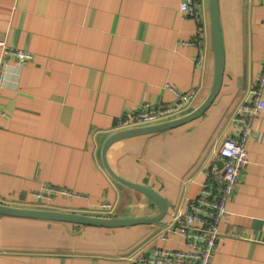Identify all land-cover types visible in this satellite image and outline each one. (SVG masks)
Returning <instances> with one entry per match:
<instances>
[{
    "label": "crops",
    "instance_id": "0c3cea01",
    "mask_svg": "<svg viewBox=\"0 0 264 264\" xmlns=\"http://www.w3.org/2000/svg\"><path fill=\"white\" fill-rule=\"evenodd\" d=\"M182 0H0V61L7 70L0 96V203L113 217L156 216L159 205L113 180L102 147L116 119L147 102H175L168 88L210 93L214 56L208 0L205 61L185 46L198 25L180 13ZM224 74L201 117L185 125L114 144L112 169L158 193L168 205L160 224L97 228L0 216V264H130L136 252L184 248L166 232L195 198L207 170L222 167L218 148L239 130L234 118L249 101L264 57V0H218ZM7 50L33 56L22 62ZM247 143L249 165L219 225L212 264H264V112ZM51 185L84 198L31 196ZM103 203L113 212H101ZM239 237H227V233Z\"/></svg>",
    "mask_w": 264,
    "mask_h": 264
},
{
    "label": "built area",
    "instance_id": "2783aa9c",
    "mask_svg": "<svg viewBox=\"0 0 264 264\" xmlns=\"http://www.w3.org/2000/svg\"><path fill=\"white\" fill-rule=\"evenodd\" d=\"M204 0H182L179 11L184 18L194 20L198 25L197 35L182 42L185 46H197L201 49L197 65L205 61L206 10ZM3 46V57L13 54L18 60L27 62L33 56L24 51L7 50ZM7 63L0 61V96L6 85ZM175 102L165 107H155L143 103L135 110H128L116 119L113 132L164 122L182 116L192 109L196 93H181L168 86ZM264 112V57L258 76L250 92L249 101L244 103L234 118L238 128L237 135L229 134L218 148L222 167L211 165L208 179L200 187L199 194L188 201L183 212L176 214L166 225L167 233H174L181 238L184 248H154L149 254L136 252L132 255L130 264H212L217 252L218 242L222 238L219 225L226 217V207L243 181L249 165L247 143L254 135V122ZM31 196L39 199L41 204L52 202L55 197L84 198L85 196L66 188L45 185L42 190L33 192ZM101 212L110 215L114 206L103 203ZM228 237H239L236 233H227Z\"/></svg>",
    "mask_w": 264,
    "mask_h": 264
},
{
    "label": "water",
    "instance_id": "95a60500",
    "mask_svg": "<svg viewBox=\"0 0 264 264\" xmlns=\"http://www.w3.org/2000/svg\"><path fill=\"white\" fill-rule=\"evenodd\" d=\"M208 15L214 56V79L210 93L208 94L204 102H202L198 107L191 109L188 113L171 120L112 132V134L106 139L102 147V163L110 177L122 186L141 192L154 200V202H156L160 207V211L156 216L151 218L113 217L101 215L96 216L75 212L47 210L42 208L33 209L12 207L4 205L2 203H0V216H10L56 223H67L97 228H119L139 224L153 225L162 223L168 213V205L166 201L152 189L132 183L119 176L109 164L108 151L114 144L118 142L137 137L158 134L178 126L185 125L204 115L213 104L220 92L224 74V53L222 46L218 0H208ZM165 225L167 224L165 223Z\"/></svg>",
    "mask_w": 264,
    "mask_h": 264
}]
</instances>
